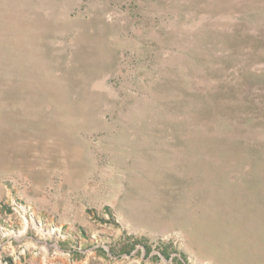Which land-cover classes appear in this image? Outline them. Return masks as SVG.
<instances>
[{
    "label": "rangeland",
    "instance_id": "rangeland-1",
    "mask_svg": "<svg viewBox=\"0 0 264 264\" xmlns=\"http://www.w3.org/2000/svg\"><path fill=\"white\" fill-rule=\"evenodd\" d=\"M0 264H264V0H0Z\"/></svg>",
    "mask_w": 264,
    "mask_h": 264
}]
</instances>
